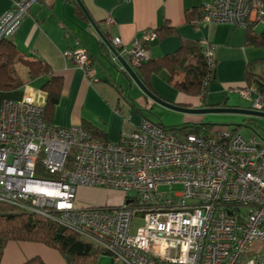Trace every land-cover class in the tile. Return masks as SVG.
<instances>
[{"label": "built area", "instance_id": "built-area-1", "mask_svg": "<svg viewBox=\"0 0 264 264\" xmlns=\"http://www.w3.org/2000/svg\"><path fill=\"white\" fill-rule=\"evenodd\" d=\"M32 1L14 0L0 14V38L16 32ZM201 9L194 23L264 26V0H205ZM157 35L154 28H145L128 44L120 36L111 43L138 66L150 57L147 44ZM199 43L208 69L204 89L215 56L211 42ZM63 55L93 75L86 47L66 48ZM238 91L249 108L264 111V95L254 83ZM37 167L47 175H37ZM175 183L182 188H159ZM79 184L131 194L116 206L79 205ZM0 202L73 230L117 263L264 264V138L244 137L226 126L179 134L142 116L135 128L111 142L80 124L46 120L44 104L29 94L4 98ZM134 217L142 223L132 231Z\"/></svg>", "mask_w": 264, "mask_h": 264}, {"label": "crops", "instance_id": "crops-1", "mask_svg": "<svg viewBox=\"0 0 264 264\" xmlns=\"http://www.w3.org/2000/svg\"><path fill=\"white\" fill-rule=\"evenodd\" d=\"M13 1L0 0V14L12 6ZM81 1L108 40L120 36L128 44L134 37L140 36L143 29H157L159 35L148 45L151 58L174 52L185 39H204L212 43L215 66L205 86L204 96L185 93L175 86V90L169 87L170 74L166 67L149 75V89L167 100L190 107L240 106L234 100L236 94L241 96L238 86L245 81V69L248 67L255 76L260 75L253 70V66L264 62V46L247 42L244 26L205 19L194 23L193 20L202 13L201 4L205 0ZM74 7L71 0H34L12 35L23 54L44 59L51 66L52 73L62 78L60 96L53 106L51 121L64 126L87 123L101 133L98 136L111 142H117L124 130L135 128L144 113L151 120L163 124L152 118L144 108L148 105H155L152 110L168 107L146 95L130 74L122 70L112 58L108 45L86 17L76 14ZM109 17L113 18V22L107 21ZM262 27L260 23L252 24L257 31ZM98 39L103 41L104 47L99 46ZM75 45H82L90 51L95 69L91 77L64 57L63 51ZM132 67L136 72L137 67ZM15 72L19 77H25L26 66L16 62ZM48 78L49 74L35 75L16 88L0 89V107L4 98L18 100L25 94L44 104L46 93L42 85ZM135 87L142 95L139 107L126 91ZM183 112V123L202 121L203 113ZM33 257H39L45 264H66L58 249L30 240H8L0 264H23Z\"/></svg>", "mask_w": 264, "mask_h": 264}, {"label": "trees", "instance_id": "trees-1", "mask_svg": "<svg viewBox=\"0 0 264 264\" xmlns=\"http://www.w3.org/2000/svg\"><path fill=\"white\" fill-rule=\"evenodd\" d=\"M71 1L74 3L76 14L81 17H86L78 2L76 0ZM244 27L245 40L247 42L255 46H264V26L259 31L252 28V23H247ZM155 30L159 33L157 29ZM104 34L106 33L104 32ZM111 40L112 39L109 41ZM98 41L99 46L104 47L103 41L100 39H98ZM148 45L149 43L147 47ZM112 58L119 63L117 58L113 57V54ZM16 62H22L26 66L25 77L22 78L16 74ZM136 67L138 78L150 89L149 75L152 72H158L162 67H166L170 74L169 82L177 89L188 94L200 93L203 96L205 95V88H202V81L208 69L199 40H182L174 52L159 57H149ZM122 70L127 72L123 68ZM213 71L214 68L211 74ZM40 74H49V78L42 85V89L46 93L44 117L46 120L51 121L53 106L58 100L61 92V76L53 74L51 66L44 59L31 58L23 54L16 46L12 36L0 38V89L16 88L25 82L27 78ZM255 75L256 74L251 72L250 68L247 67L245 69V81L238 87L242 88L251 83H255L258 90L264 95V78L259 74V77ZM143 116L148 117L145 113ZM161 125L179 134L198 132L202 129L211 131L212 129L222 126L215 125L213 122L204 121L184 122L179 126ZM82 126L94 134L101 135V133L95 131L87 123H82ZM230 129L237 130V127L233 125ZM36 174L47 175V172H42L39 167H37ZM124 199H126V197ZM8 240H30L45 243L58 249L63 254L66 264H122L114 262L113 260L110 263L99 262L98 258L100 255H110L105 249L81 238L78 233L52 220L20 210L11 204L0 202V260L4 246ZM23 264L45 263L39 257H33Z\"/></svg>", "mask_w": 264, "mask_h": 264}, {"label": "rangeland", "instance_id": "rangeland-1", "mask_svg": "<svg viewBox=\"0 0 264 264\" xmlns=\"http://www.w3.org/2000/svg\"><path fill=\"white\" fill-rule=\"evenodd\" d=\"M264 54V49L262 51ZM264 61V59H263ZM253 70L257 71L264 78V62H260L253 66ZM173 90L176 88L172 83H167ZM128 89V88H126ZM130 93L131 97L135 99L136 106L140 105L141 92L136 87L133 90H126ZM235 103L240 106H248L249 101L243 99L238 94L235 95ZM152 106L148 105L145 109L152 118L161 121L165 126H179L183 123L184 112L173 108H165L163 110H152ZM139 107V106H138ZM202 121L213 122L215 125H222L223 127L231 128L233 125L237 126V130L244 137L255 135L256 138H264V117L263 116H251L247 113L236 111H210L203 113ZM259 135H258V134ZM258 135V136H257ZM161 190L178 191L182 188L180 183L170 185H163L159 187ZM131 192H126L121 189L102 185H83L79 184L76 188V202L79 205H118L124 202L125 195H130ZM142 223V219L134 217L131 221V230L135 231V228ZM111 256L102 254L99 256V261L107 263L111 261Z\"/></svg>", "mask_w": 264, "mask_h": 264}, {"label": "water", "instance_id": "water-1", "mask_svg": "<svg viewBox=\"0 0 264 264\" xmlns=\"http://www.w3.org/2000/svg\"><path fill=\"white\" fill-rule=\"evenodd\" d=\"M80 7L82 8L86 18L88 19L91 26L95 29L97 34L104 40V42L108 45L109 49L112 51L114 55H116L117 60L122 65V68L125 69L128 74L135 80V82L138 84V86L141 88V90L148 95L150 98H152L154 101H156L158 104H161L162 106L173 108L181 111L186 112H198V113H205L210 111H236V112H242L250 114L251 116H263L264 117V111L263 110H256L249 107H240V106H228V105H206L201 107H190L183 104H180L178 102H173L171 100H167L154 92H152L145 84L138 78L134 68L125 60L124 57L118 54L116 48L112 45L111 41H109L103 30L101 29L100 25L94 20V18L90 15L88 10L86 9L85 5L81 0H76ZM128 201V200H127Z\"/></svg>", "mask_w": 264, "mask_h": 264}]
</instances>
